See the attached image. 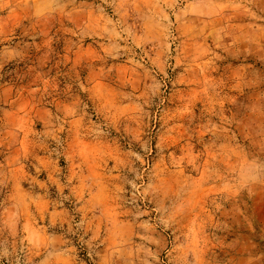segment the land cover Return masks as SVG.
<instances>
[{
	"label": "rangeland",
	"instance_id": "1",
	"mask_svg": "<svg viewBox=\"0 0 264 264\" xmlns=\"http://www.w3.org/2000/svg\"><path fill=\"white\" fill-rule=\"evenodd\" d=\"M0 264H264V0H0Z\"/></svg>",
	"mask_w": 264,
	"mask_h": 264
}]
</instances>
